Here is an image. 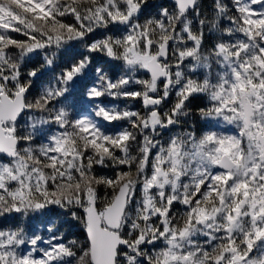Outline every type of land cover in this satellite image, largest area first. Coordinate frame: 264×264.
<instances>
[{
	"label": "snow or ice",
	"instance_id": "snow-or-ice-1",
	"mask_svg": "<svg viewBox=\"0 0 264 264\" xmlns=\"http://www.w3.org/2000/svg\"><path fill=\"white\" fill-rule=\"evenodd\" d=\"M173 5L141 22L148 0H0V218L49 217L47 240L0 228V264H264V0H213L211 18L199 0ZM73 42L86 54L65 60ZM89 75L81 113L73 91ZM198 96L202 119L237 131L161 143Z\"/></svg>",
	"mask_w": 264,
	"mask_h": 264
},
{
	"label": "trees",
	"instance_id": "trees-1",
	"mask_svg": "<svg viewBox=\"0 0 264 264\" xmlns=\"http://www.w3.org/2000/svg\"><path fill=\"white\" fill-rule=\"evenodd\" d=\"M200 7L202 13L207 15L209 18L212 17V5L213 0H199ZM225 4H228L229 7H231V0H224ZM174 5L169 0H148V6L144 9L143 15L141 16V22L149 16H153L156 14V12L162 8H172ZM231 15V13H229ZM114 32H116L115 29H113ZM111 34V33H109ZM116 34H119L116 32ZM101 38V33L97 32L93 35H90L89 42L94 39ZM74 47H71L66 56L65 60H69L70 57H75L76 59L81 58V54L84 53V48L82 45L77 44L75 42ZM106 58L103 57L101 54H93V64L95 65L97 62H103ZM42 62L41 58H37V63L35 66H39V63ZM33 65H30V67ZM65 65L62 64L59 60L57 61V65H54L51 70H46L41 77L42 83H47L51 81L60 71L61 68ZM203 70H200L197 72V76H202ZM215 75V68L213 69V76ZM140 78L143 77V73L140 74ZM91 82V75L86 80H83L82 82H79L75 90L73 91V96L77 101V110L81 113H84L88 111L92 105L83 97L82 93L85 90V85L89 84ZM105 103H109L110 98H101ZM130 106H133L137 109L140 108L139 101H129L128 102ZM208 103L206 96H198L193 101L192 104L189 106L191 108V115H189L183 122L181 126L173 127L170 130H164L162 135L159 137L161 140V143H165L170 135H174L181 131H189L193 130L196 132L197 135H199L203 131H207L209 129L220 131V129L227 131L229 127H225L224 125L217 124L214 121H212L210 118L208 119H202L198 113L197 109L200 107H204ZM121 107H123V104H121ZM166 107V106H165ZM31 115L30 113H25L21 118L19 122V127L24 128L26 127L25 122L28 119V116ZM119 124H112V125H106L110 130L119 127ZM52 130H55V126H52ZM46 133H41L39 138L36 140V143H41L44 140V135ZM97 173L100 175H113V170L111 168H104L101 169L97 167L96 169ZM110 195V193H107ZM98 195L100 200H103L106 192L103 187L98 189ZM184 211V208L180 204H176L173 208L174 213H182ZM50 218L53 223H56L60 227V231L65 234L64 238L65 240H71L75 239L78 243H83L86 239V232L83 229V226L75 221L69 223H65L64 221L66 219H70L65 217L60 209H54L53 212L50 214ZM49 217L43 215V214H36V213H30L29 215H19V214H11L6 217L0 218V228L8 229V228H15L17 226L25 228L26 231L31 234L32 232H35L37 234L43 235L44 239L47 240L49 237V233L47 232V221ZM44 244H41L40 247H44Z\"/></svg>",
	"mask_w": 264,
	"mask_h": 264
},
{
	"label": "rangeland",
	"instance_id": "rangeland-1",
	"mask_svg": "<svg viewBox=\"0 0 264 264\" xmlns=\"http://www.w3.org/2000/svg\"><path fill=\"white\" fill-rule=\"evenodd\" d=\"M210 119L214 121L215 123H217L218 125L221 124V125H224L225 127H229L227 131L220 129L221 132L235 133L237 131L234 125H228L226 122H224L220 118H210Z\"/></svg>",
	"mask_w": 264,
	"mask_h": 264
},
{
	"label": "water",
	"instance_id": "water-1",
	"mask_svg": "<svg viewBox=\"0 0 264 264\" xmlns=\"http://www.w3.org/2000/svg\"><path fill=\"white\" fill-rule=\"evenodd\" d=\"M169 1L173 3V0H169Z\"/></svg>",
	"mask_w": 264,
	"mask_h": 264
}]
</instances>
